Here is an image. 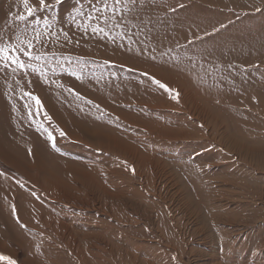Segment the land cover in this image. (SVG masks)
Here are the masks:
<instances>
[{"label":"rangeland","instance_id":"rangeland-1","mask_svg":"<svg viewBox=\"0 0 264 264\" xmlns=\"http://www.w3.org/2000/svg\"><path fill=\"white\" fill-rule=\"evenodd\" d=\"M137 1L139 2V0ZM236 1L152 0L153 4L146 8V6H143L142 4H135L134 0H45V5L43 6L40 5L39 0H28V6L32 9V15L29 16L27 11L25 10L24 0H0V47H5L7 45L17 46V51L10 52L9 54L13 57H18L25 64L29 65V67L22 70L16 68L15 65H12L10 62L7 64V66H5V62L0 60V75L4 77L3 83L5 84L4 88L6 99L10 104L23 112V106L26 103L27 97H29V99L33 101L32 104L37 108L44 107L43 100L39 96H36L37 93L34 92L33 86L35 84L40 87H43V84H45L46 86L51 87V89L59 91L63 95H67L69 98L76 100V98L81 97L80 93H78L77 91V88H80L82 90L87 89L93 92L92 88H94L96 84L98 88L107 89L112 92V90H115L117 86L122 85L123 82H127L129 84L133 82V84L137 83V85H140L143 88L149 87L154 90H156V87L159 88L161 91H164L173 98L172 102L174 103V105H176L178 108H182L179 95L177 96V93L169 91L167 87L161 88L156 83L157 80L150 77L148 74L146 75V73L142 71L131 69L113 61L111 62L110 60L100 58L101 56L107 54L104 52L107 51V49L110 52V49L115 44L113 42H116V40L117 42L121 43L128 41L130 42V40L141 38H143L144 40L146 39L145 41L148 40L151 42L154 41V43H160V47H164L166 49L165 51H163V48L162 53L164 52L163 54L165 56H169V66L166 68V70H168L169 72L175 71L178 75L184 76V78H187L190 75H199L203 71L202 68L207 67V64H205L204 61L209 64L208 61L213 60L215 57V60H219L217 61V63L211 65L212 67L210 66L212 69L210 67L204 68V71L206 70V74H214V72L216 71L215 74L218 75L220 73L222 74L226 72V70L234 72L237 68V71H245L242 74H245L248 71L249 74L253 75V78L255 79L254 82H259L258 86L262 87V84H264V67L262 68L260 66H255V70L249 69L246 71L244 67L241 68L240 66H231L230 62L235 59L234 54H237L239 56L238 58L250 60V58L255 55H251L253 51H255L256 54L263 52V50H261L259 46H252L250 41H252L255 36H262L264 34V0ZM153 8L157 11L153 10ZM151 13L157 15V19L153 18L154 15H152ZM148 14L151 15L148 16ZM21 15L25 17L24 21L19 20V17ZM141 15L142 17L146 16L147 20L145 19V17L144 19H142ZM151 16L153 19L150 18ZM151 22H158V24L156 25L160 26L161 24V28L154 25L155 23H153L152 26ZM163 22H166V24L164 25ZM143 23L146 25H144ZM152 28H155L156 31ZM142 29H146V31H143ZM163 29H165V33ZM149 30L151 35H158L157 37L159 38L156 37L157 40L156 38L155 40H151V38H149ZM180 30H183V32L185 34H188L189 37L183 35L180 38ZM206 30H210V32L201 35L195 40H192L193 35L191 33L200 31L203 32ZM166 31L167 37H163L166 34ZM175 31L177 33H175ZM140 32H142V34ZM123 33L125 35H122ZM170 34L171 36H169ZM137 35H140L141 37ZM159 35L162 36L160 37ZM120 37H122L123 39ZM194 37L196 36L194 35ZM188 38L189 40H191H188L189 42L185 44L184 42H186ZM158 39H160L162 43L159 42ZM90 40H94L95 42H90ZM181 40L184 44L181 43ZM239 41L249 43H242V45L239 44ZM29 42L32 43V48H28ZM87 43L89 44V46ZM119 43H116L117 46H114L115 49L116 47L117 49L121 47L119 46ZM178 43L179 46L177 45ZM106 45L108 46L107 49ZM99 46L103 48L100 51ZM260 46L261 48H264V46ZM191 47L193 49H191ZM21 48L24 49V51L30 52L32 56L39 57V59L30 60L23 54L22 51H20ZM87 48H89V50ZM195 48L199 52H197ZM234 48H236L237 53H234ZM120 49H122V47ZM95 51H99L100 53H96ZM93 52H95L97 55ZM116 52L117 51H112L109 53L110 55H107H109V57H114ZM174 52H176V54ZM150 53L153 54L152 52ZM166 53L169 55H167ZM126 56L124 55L121 59L123 61H126L129 57ZM115 57L117 58V56ZM148 57L150 58L149 54ZM190 62H192L193 64L197 63L196 65L200 66V68H197L196 66L195 68L189 66ZM210 64H212L211 61ZM228 64H230V66ZM161 65H163L162 62ZM136 80L139 82H137ZM140 80L143 83L140 82ZM254 85L257 86V84ZM193 86V89L195 90V87L197 85ZM66 89L68 91H66ZM70 89L73 91V93ZM205 92L208 91L207 89L203 88L201 90V93ZM120 95L124 96L125 94ZM31 97H36L39 99L40 107ZM87 99L88 98H84L83 101L89 106H94L95 109L100 108L98 104L96 106V103ZM126 102L128 103V101ZM127 103L121 105L120 108L133 109V105ZM74 104L76 106H81V104H79V101ZM240 114H247V117L237 116V120L245 124V131H248L247 133H245V138L253 140L255 142L253 146L256 148L254 152L256 159L253 158V162L249 164L250 166L252 165L255 168L252 166L248 168V166L240 163V161H238L239 158L237 159L235 157V153L233 154V156L232 154H225L224 158L226 159L223 158L224 161L220 162L222 163V165H219L218 167H211L212 165L205 166L203 164L202 158L205 157V159H207L208 157L209 159H211L215 155H218L215 153L221 152V149L214 143H209L208 141L204 142V140H201L199 138L200 136H198V139L196 141H176L174 146H176L175 149H190L191 151H188L186 158L197 148H200L202 146L205 147L204 149H200L196 152V154H194V156L198 158L194 159L193 162L198 163L197 169L202 175H207L213 179L204 180L206 181L208 187H211L213 185L214 188L218 189V191L222 189L221 191L223 192H220V194L215 193V195H217L216 201H218V199H223L224 197L225 199L222 201V203H219L221 208L224 209L228 208V200H234V202L229 207V210L227 211L243 212L247 208H250L249 212H247L246 215L237 218L238 216L233 217L230 214H226L225 212H213V216L212 214L204 215L201 212L200 216L195 214L196 212L191 213V215L190 213L187 214L184 210L186 206L188 207L190 201H186L188 199V194L187 192L185 193L184 187L181 182L176 183L175 181H177V179L174 181L173 179L175 178L172 179L171 175L170 181V178L168 179L167 175L161 176L155 170L153 172V175H155L154 185H149V192H151V194L145 193L144 190L142 189L141 191L140 188V185L144 182L142 179H140V176H143L142 174L144 173V170L139 167L138 176V174L133 171L135 169L132 164L130 165L125 160L116 157L115 159H113V168H117L118 166L123 171V183L121 182V187L124 186L122 189H124V192L127 194V197L131 202L129 203V201L127 200L128 202L125 201V203H122L123 205L121 204L122 206H120L122 209L120 207H114L115 201H112L113 199H110V197L108 198V196L104 194V192L101 191L99 187L93 186L90 182L80 181V183L82 182L81 184L83 185V187H80V184L74 178L73 173L71 175L67 174L66 172L64 173L59 170H54L55 172H60L62 174V176L60 177L64 182L63 186L59 185L57 187L48 188V192L43 191V211L46 213V211H48L50 207L53 208L52 213L44 214L47 215L48 220L50 221L54 219L56 221L57 217L72 225L74 224V230L77 231V234L73 235V237H78V239L85 241H82L83 243L80 242L82 247L80 246L81 252L80 254L78 253V257L71 255L65 245L47 237L44 233L42 235L40 233L38 234L36 231H18L22 232L19 233V237L23 239L21 241L24 243V246H21L19 244L15 246V244H13L8 238L3 236V243L5 244L7 249L9 248V251L13 250V253H15V257L10 258V255H8L7 252L0 250V256H4L7 258L5 260H0V264H8V260H12L14 264H26L25 262H23L25 259H29L30 264H82L80 262V259H83V257H86L87 260L89 259L90 262L87 264H139V262L140 264H145V260L153 261L155 263L157 262V264H160L161 262L159 259L162 256L161 254L165 252V248L163 245L167 244L169 247L172 246L167 240L168 232L166 233L165 230H163L165 229V224L170 225L169 227L172 230L168 227V225L166 226V228H169L171 231H173V229L174 231H176V229L177 231H198L199 229V231L212 230V233H216V236H218L219 234V240H224V242H227L228 236L226 233L223 234L222 232L229 231V234L233 236L231 237V243L233 242V244L231 245L229 252H227V249H222L221 251V256L225 258L224 264H264V144L262 143L264 142V115L260 111L247 110H244V112ZM47 115L43 113V116H45L46 118L49 116ZM175 115L176 117L183 116L179 114ZM153 118L155 120L156 118L160 119V114H157V116H154ZM110 120L113 123H117V125H119V129H121L122 133H130V136L134 137L132 139H135V142L142 141L140 136H143L144 139L151 137L152 139L149 138L148 141L144 140V145H148V148L153 153L159 155L162 158L167 157L169 159H172L174 157V159H177L175 157V154L172 153L170 149H168L169 146H160V143L158 142V139L156 137H152L148 133L132 127L131 124L126 123V121L120 119L118 116ZM176 124V127L178 128L182 127L184 130L188 129L190 132L191 130L194 132L196 131L199 133V135L209 133L208 130L197 123V121L194 122L192 118L188 119L185 124H178L177 122ZM49 125L51 126V122H49ZM250 129L253 130L249 131ZM44 138L46 139L45 136ZM74 146L75 147H73V149L71 148L69 152L62 150L57 151V149L55 150L56 147L52 146V150L54 151L55 155L57 154L58 162L60 164L69 165L67 163H71L70 161L63 160L65 159V157H62L61 152H65L70 155L73 160L85 164V167L88 166L86 165V163H90L91 159L98 161L95 162L97 163L98 167L100 166L99 164H102L104 162L108 163L109 161L108 159L110 158V156L108 157L105 154L96 152L89 147L84 148L82 146ZM171 146L172 145H170V147ZM255 161L257 162L255 163ZM95 163L93 161L90 164L95 166ZM259 167L262 170L259 169ZM234 169L235 171L237 170V172H232L234 171ZM2 170L3 169L1 167L0 175H4ZM223 174H234L235 176L230 175L229 177H234V179L239 178V180L245 182L249 186V188L247 187V185L245 186V184H243L240 186L242 187V190H240L239 186L233 187V183L221 182L220 178H222ZM124 177L126 179H124ZM249 177H252V179L248 180ZM13 183L16 184V186L21 190L29 192L28 188L24 185L19 184L18 182ZM179 187L181 188V190L179 189ZM245 188L248 190H246ZM8 192L12 193L13 197L11 199L9 197V193H5L2 195V200L4 201L6 208H8V211L2 209L3 213L9 212L11 207L15 205L14 201L17 198V193L15 191L9 190ZM181 192L183 193L181 194ZM156 193H158L157 195L161 196L160 198L164 199L163 204L165 208L160 209L164 210L166 213L155 212L156 202H159L158 198H153L157 197L155 195ZM55 196H63L64 198L62 197V200L65 198L66 200L72 199L77 205L71 202V204L68 203L69 205H67L66 203V205H64L63 203H56V201L53 202L48 199L49 197L53 198ZM178 196H180V198ZM132 197L134 199H132ZM165 198L169 199L165 200ZM133 200L136 201L133 202ZM177 200L180 202H178ZM183 200L184 202L186 201V204H184ZM137 201H140L141 204H139L140 202L138 203ZM209 201H212L211 197H209V200L207 202ZM213 201L215 200L213 199ZM46 202L48 203L46 204ZM240 202L244 204L249 203L250 205L252 203L253 204L251 206H248L241 204ZM211 203L212 202L208 203V206L211 205ZM224 203H226V205H224ZM72 206H78L80 208L85 207L87 209L94 207L99 208L100 210L103 209L104 212L106 211L109 214L112 213L111 215L119 219L121 221V225L113 219L110 220V217L107 215L102 216L101 214H94L87 210L80 211L76 208H73ZM55 207H57L58 212L54 211ZM134 208L137 210L134 211ZM210 209L214 210L215 208L212 207ZM62 210H65L67 213ZM150 210L152 211L150 212ZM147 212L151 215H149ZM152 213L153 215H155L153 216ZM141 216L144 217L142 218ZM13 217L15 221L18 220L15 210L13 212ZM76 217L77 220H75ZM198 219H203L205 224L203 221L199 222L200 220ZM164 220H167V222L164 223ZM220 220H223L221 224L219 222ZM100 221H102V224L100 223ZM51 222V224L53 226H56V228L59 227L56 222ZM115 226L117 227V229H114ZM154 229L155 231L157 230V233H155ZM23 230H25V228ZM236 231L238 233V236L235 237ZM61 232L64 233V231ZM66 234H68V231H66ZM202 238L203 237L200 236L194 237L195 242L193 241L190 244V247L195 252L190 254L192 256H187L185 258V264H202L204 260L209 257V254H212L214 255V257H216V260L212 261V264H217V259L220 261L219 254H217L215 250H211V244H208L207 247L206 245H198L200 244L199 242H201ZM101 242L103 243V245L101 244ZM209 247L210 249H208ZM121 249H125L128 251V253H130L127 255ZM103 250H108L107 252L109 253L110 251H112L116 255V257L112 256L111 258V256L109 254L107 255L106 251L104 253ZM231 251H234L233 254L230 253ZM82 254H85L86 256ZM137 255L139 258L136 257ZM141 257H143V260ZM138 259L140 261H138ZM191 259L193 261H191ZM83 264L86 263H84L83 261Z\"/></svg>","mask_w":264,"mask_h":264},{"label":"bare ground","instance_id":"bare-ground-1","mask_svg":"<svg viewBox=\"0 0 264 264\" xmlns=\"http://www.w3.org/2000/svg\"><path fill=\"white\" fill-rule=\"evenodd\" d=\"M134 2L135 4H142L143 6H146V8L153 4L152 0H139V2L137 0H134ZM0 9H1V6H0ZM153 10L155 9L153 8ZM151 14H148V16ZM144 17L146 19V16ZM144 17H142V19H144ZM157 17H158L157 15H154L153 18L157 19ZM150 18L153 19L152 16ZM153 23H152V26H153ZM163 23L164 25L166 24V22H163ZM156 24H158V22L155 23L154 25ZM141 26H142V23H141ZM156 26H159V25H156ZM159 27L161 28V24ZM142 30L146 31V29H142ZM153 30H155V28ZM164 30L165 29H163V31ZM142 32L140 33L142 34ZM179 32H180V35H179L180 38L183 35L188 36V34H185L183 30H180ZM208 32H210V30L191 33L193 35L192 40H195L201 35L206 34ZM175 33L177 32L175 31ZM149 34H150V30H149ZM122 35H125V34L123 33ZM166 35H167V31L163 37H167ZM194 35L196 37H194ZM137 36L141 37L140 35H137ZM157 36L158 35L150 34L149 38H151V40H155ZM169 36H171V34ZM145 40L141 38V39L130 40V42L128 41V42H121V43L117 42L116 40V42L115 41L113 42L115 43L113 47L117 46V44L119 43V46H121L122 49H120L121 47H119V49H117V47L116 49L115 47L114 48L112 47L110 49V52L117 51L118 54L116 52L117 55L115 54L114 57L112 56L109 57L110 52L107 49L108 48L107 46L108 44H107L106 49L108 52L107 51H104V52L109 55L106 54V55L101 56L100 58L110 60L111 62L113 61L115 63L124 65L125 67L131 68V69L142 71L146 73V75L148 74L150 77L154 78L155 80L160 81L168 89H170L171 92L178 93L182 108H178L176 105H174V103L172 102L173 98L169 96L167 93H165L164 91H161L159 88L156 87V90L149 88L148 86H147L148 88L146 87L143 88L140 85H137V83L133 84V82L131 84L127 82H123L122 85L117 86V88H115V90H112V92L107 89L98 88L96 84H95V87L92 88L93 92L87 89L82 90L80 88H77V91L78 93H80L81 97L76 98V100L69 98L67 95H63L59 91H55L54 89H51V87L46 86L45 84H43V87H40L37 84H35L33 86L34 92L37 93L36 96H39L43 100L44 107L37 108L35 105L32 104L33 101H31L29 97H27L26 103L23 106V112H22L7 101L6 95H5V88H4L5 84L3 83L4 77L0 75V165H1L0 168L2 167L3 169L2 171L4 174V175H0V192H1L0 250L7 252L8 255H10V258H14L15 253H13V250L9 251V248L8 249L6 248L5 244L3 243L2 237L5 236L6 238H8L13 244H15V246L18 244L21 246H24V243L21 241L23 239L19 237V233H22V232H18V231H36L38 234L40 233L42 235L44 233L47 237L53 240H56L60 242L61 244L65 245L68 248V252L71 253V255L78 257V253L80 254L81 247H82L80 242L83 243L82 241L84 240L78 239V237L77 238L73 237V235L77 234V231L74 230V224L72 225L68 222H65L63 219L57 218V217H56V221L54 219L50 221L48 220L47 215H44V214L52 213L53 208L50 207L48 211H46V213L43 211V191L48 192L47 190L48 188L57 187L59 185L63 186L64 182L61 180V177H60L62 176V174L60 172L54 171V170H57V171L59 170L61 172H64V173L66 172L67 174H71V175L73 173V176L76 179V181L80 184V187H83V185L81 184L82 182L80 183V181L90 182L93 186L99 187V189H101V191H103L104 194L108 196V198L110 197V199H113L112 201H115L114 207L116 208L120 207L123 205L122 203H125V201L128 202L130 199L127 197V194L124 192V189H122L124 186L121 187L123 171L118 166L117 168H113L114 166L113 159H115L116 157H119L125 160L130 165L132 164L135 169L133 171H135L138 174V176H139L138 168L140 167L144 170V173L142 174L143 176H140V179L144 181L143 182L144 184L142 183L140 185V188H141V191L143 189L145 193L151 194V192H149V188H150L149 185L150 186L154 185L155 175H153V172L155 170L161 176L167 175L168 179L170 178V181H171V176H172V179L175 178L173 179L174 181L177 179V181H175L176 183L181 182V184L184 187L185 193L187 192L188 194L189 200L187 199L186 201H190V204H189L190 206L187 204L188 207L186 206L184 210L187 214L190 213L191 215V213L196 212L195 214L199 216L201 213H203L204 215L212 214L213 216V212H217V213L225 212L226 214H230L233 217L238 216L237 218H240L243 215H246L247 212H249L250 208H247L243 212L227 211L229 210V207L234 202V200L233 201L228 200L227 201L228 203L226 202L228 208H224V209L221 208L219 203H222V201L225 198L223 197V199H220V200L218 199V201H216L217 195H215V193L220 194V192H223L221 191L222 189L218 191V189L214 188L213 185L211 187H208L206 181L204 180L205 179L213 180V179L207 175L205 176L202 175L200 171L197 169L198 163L193 162L194 159L198 158V157H195L194 154H196V152L199 151L200 149H204L205 147L202 146L200 148H197L192 154H190L186 158L188 151H191V150L190 149L185 150L183 148L175 149L176 146H174V144L176 143V141L180 142L182 140L183 141H191V140L196 141L198 139V136H200L199 138L201 140H204V142L208 141L209 143H214L218 145L221 149L220 150L221 152L215 153L218 155H215L211 159H209L208 157L207 159H205V157L202 158L203 164L205 166L212 165L211 167H216V166L218 167L219 165H222V163L220 162H223L224 159H226L224 158L225 154L226 155L232 154L233 156L234 153L236 154L235 157L237 159L239 158L238 161H240V163H243L244 165L248 166V168L252 166V165L250 166L249 164L253 162V158L256 159V156L254 155L256 148L253 146L255 142L253 140L245 138V133H247L248 131H245V124L237 120V116L247 117V114H240V113H243L244 110L260 111L264 115V84H262V87H259L258 86L259 82L258 83L254 82L255 79L253 78V75L249 74V72L247 71L249 69L255 70V66H260L262 68L264 67V48H261L260 46V45L264 46V34L262 36H257V37L255 36L253 40L250 41L252 46H257V47L259 46L260 49L263 50V52L256 54L255 51H253L251 55L253 54L255 55H253L250 58V60H247V59L244 60L243 58H238L239 56L237 54H234L235 59H233L230 62L231 66H234V67L240 66L241 68L244 67V69L247 71L245 74H242L245 71H240V70L237 71V68L235 69L234 72L230 70H226V72L222 74L220 73L218 75L215 74L216 71L214 72V74H206L205 73L206 70L204 71V68H209L211 65L217 63V61L219 60V59L215 60L216 58L214 57L213 60H210L212 64H210V61H208L210 65L204 61V63L207 64V67H203V68L201 67L203 71L199 75H190L187 78H184V76L178 75L175 71L169 72L168 70H166V68L169 66L168 63L170 62V60L168 59L169 56H165L163 54L164 52L162 53V50L164 47L163 48L160 47V43H154V41L151 42V41H148V40L145 41ZM158 40L159 42H161L160 39ZM188 40L189 38L184 43L187 44V42H189L191 39L189 41ZM93 41L94 40H90V42H93ZM181 43H183L182 40H181ZM242 43L244 44V43H249V42L239 41V44H242ZM177 45L179 46V43ZM87 49L89 50V48ZM102 49L103 48L100 47L99 51ZM191 49L193 48L191 47ZM234 49H235L234 53H237L236 48ZM165 50L166 49L164 48L163 51ZM95 52L93 53L96 54L97 52L96 53ZM150 52H152L153 54H151ZM197 52L199 51L197 50ZM174 53L176 54V52ZM148 54L150 55V58L148 57ZM124 55L129 56L126 61H123L121 59ZM90 56H94V55H90ZM115 56H117V58ZM161 62L163 63V65H161ZM196 64L197 63L193 64L192 62H190L189 66H192L193 68H195V66L197 68H200V66ZM230 64L228 65L230 66ZM247 76H252V77H247ZM140 82L142 81L140 80ZM254 84H257V86H255ZM193 85H197L195 87V90L193 89L194 87ZM203 88L207 89L208 92L201 93V90ZM68 90L66 89V91ZM120 94H125V95L123 96ZM84 98H88L87 100L93 101L94 103H96V106L98 104L100 108L95 109L94 106L92 107L89 106L87 103L83 101ZM256 100L258 104L256 103ZM77 101H79V104H81V106H76L74 104V103H77ZM126 101H128V103L133 105L132 106L133 109L120 108L121 105H123L124 103H127ZM242 107H248V108H242ZM43 113H47L49 115V116L47 115L49 118L48 117L46 118L45 116H43ZM157 114H160V119H163V120H160L158 118H156L155 120L153 117L157 116ZM175 114H179L183 116H177L178 117L177 118ZM117 116L120 119H123L124 121H126V123L131 124L132 127L142 130L148 133L149 135H151L152 137H156L158 139V142L160 143V146H169L168 149H170L171 152L175 154V157L177 159H174V157L173 158L171 157L172 159H169L167 157L162 158L159 155L153 153L148 148V145H144V140L148 141V139L151 138L148 135L147 136L149 138L144 139L143 136H140L142 141L135 142V139L134 140L132 139L134 137L130 136V133H122L121 129H119V125H117V123H113L110 120ZM190 118H192L194 122L197 121V123L202 125L206 130H208L209 133L204 134V135H199V133L196 131L194 132L191 130L190 132L188 129L184 130L182 127L180 128L176 127L177 125L176 122L178 124H185L187 120ZM49 122H51V126L49 125ZM252 130L253 129H250L249 131H252ZM49 133L53 137V139L51 140L49 139ZM44 136L46 137V139L44 138ZM53 142H55V145H56L55 150L57 149V151L62 150V151L69 152L71 148L73 149V147H75L74 145H77V146H82L84 148L89 147L96 152L105 154L108 157L110 156V158L108 159L109 160L108 163L104 162L102 164H99L100 165L99 167L97 166V163H95L98 161L91 159L90 161L91 162L94 161L95 166L91 165L90 164L91 162H90V163H86V165H88L86 166L88 168H86L85 164L79 163L73 160V158H71V156L68 155L67 153L61 152L62 157L63 158L65 157V159L63 160L70 161L71 163H67L69 165L60 164L58 162L57 154L55 155L54 151L52 150ZM262 143L264 144V142ZM170 145L172 146L170 147ZM256 162L257 161H255V163ZM260 167L259 169L262 168ZM232 172H237V170L235 171L234 169V171ZM227 174H223L222 178H220L221 182L233 183V187L234 186L240 187L243 184H245V186L247 185L242 180H239V178L234 179V177H231V178L229 177L230 175H234V174H230V175H227ZM124 179L126 178L124 177ZM251 179L252 177H249L248 180H251ZM13 182L15 183L18 182L19 184L24 185L25 187L28 188L29 192L21 190ZM66 187H67V184H66ZM247 187L249 188L248 185ZM179 189L181 190L180 187ZM9 190L15 191L17 193V198L14 201L15 205L11 207L9 212L3 213L2 209H5L6 211H8V208H6L4 201L2 200V195L5 193L6 194L9 193V197L11 199L13 197L12 193L8 192ZM240 190H242V187H240ZM183 192H181V194ZM157 194L158 193L155 194L157 197H153L155 199L156 198L159 199V202H156V205H155L156 206L155 212L166 213L164 210L160 209V208H165L163 204L164 199L160 198L161 196ZM175 194H178V193H175ZM62 197L55 196L53 198L49 197L48 199L53 202L56 201V203H63L64 205L66 204L69 205L68 203L70 202L75 204L72 199L66 200L65 198L62 200ZM178 197L180 198V196ZM209 197H211L212 201L207 202L209 200ZM132 199L134 198L132 197ZM168 199L169 198H165V200H168ZM213 199L215 201H213ZM134 201L136 200H133V202ZM185 202L184 204H186ZM210 202L212 203L211 205L208 206V203ZM47 203L48 202H46V204ZM129 203L131 202L129 201ZM226 203H224V205H226ZM139 204H141V202ZM241 204H244V203H241ZM244 205L251 206L249 203H246ZM72 207L80 211L87 210L94 214H101L102 216L107 215L110 217V220L113 219L114 221L118 222L121 225V221L119 219L111 215L112 214L111 212H110L111 214L107 213L106 211L104 212L103 209L100 210L99 208H95V207L94 208L88 207L89 209L85 207L80 208L78 206H72ZM212 207L215 209L211 210L210 208ZM14 210L16 212V216L18 219L17 221H15L13 217ZM135 210L137 209L134 208V211ZM54 211L58 212L57 207L54 208ZM62 211L67 213L65 210H62ZM151 211L152 210H150V212ZM141 217L143 218L144 216H141ZM75 220H77V217ZM198 220H200L199 222L201 221L204 222L203 219L202 220L198 219ZM51 221L56 222V224H58L59 227L56 228V226H53L51 224L52 223ZM222 221L221 220L219 221L220 224ZM166 222L167 220L166 221L164 220V223ZM100 223L102 224V221H100ZM165 225L167 226L168 224H165ZM226 225H230V224H226ZM21 226L23 227V229L25 228V230H23ZM166 226H165V229L163 230H165L166 233L168 232L167 240L172 246L169 247L166 243H165L166 245H163L165 248L164 250L165 252L161 254L162 256L159 259L161 262L160 264H185V261H184L185 258L187 256L188 257L192 256L190 254L195 252L190 247V244L194 241L195 236L203 237L201 239V242H199L200 244L198 245H202V246L206 245L207 247L208 244L209 245L211 244L210 245L211 250L212 251L215 250V252L219 254L220 261L217 259V261L219 262V263L217 262V264H224L225 258L221 256V251L222 249L223 250L227 249V252H229L231 245L233 244V242L231 243V239H232L231 237L233 236L229 234L230 233L229 231L222 232L223 234L226 233L228 236V239L226 238L227 242H224V240L223 241L219 240V234L218 236H216V233L215 234L214 232L212 233V230L211 231H203V230L199 231L200 230L199 229L198 231H185V230L180 231L178 229L179 231H177L176 229V231H174L173 229V231H171L172 229L169 227L170 225H168V227L171 230L169 228L167 229ZM108 228H111V227H108ZM114 229H117V227L115 226ZM61 231H64V233H62ZM66 231H68V234H66ZM155 233H157V230L155 231ZM236 234H235V237L238 236L237 231H236ZM101 244L103 245L102 242ZM210 247L208 249H210ZM99 249H102V248H99ZM121 250L127 255L130 253V252L128 253V251L125 249H121ZM105 251L106 250H103L104 253ZM233 252L234 251H231L230 253L233 254ZM106 254L107 255L109 254L111 258L112 256L116 257V255L112 251H110V253L107 252ZM82 255H85V254H82ZM136 257H138V255ZM141 258L143 260V257ZM215 260H216V257H214V255L212 254H209V257L205 259L202 264H212V261H215ZM83 261L86 264L90 262L89 259L87 260L86 257L85 258L83 257V259H80V262L82 264H83ZM138 261L140 260L138 259ZM191 261L193 260L191 259ZM23 262H25L26 264H30L29 259H25ZM144 263L145 264H157V262L155 263L153 261H148V260H145Z\"/></svg>","mask_w":264,"mask_h":264},{"label":"snow or ice","instance_id":"snow-or-ice-1","mask_svg":"<svg viewBox=\"0 0 264 264\" xmlns=\"http://www.w3.org/2000/svg\"><path fill=\"white\" fill-rule=\"evenodd\" d=\"M39 3L41 6L45 5V0H39ZM24 6H25V10L27 11L28 15L31 16L32 15V9L28 6V0H24ZM20 21H24L25 17L23 15H21L19 17ZM33 45L31 42L28 43V48H32ZM17 51V46H13V45H7L5 47H0V60L5 62V66H7V64L10 62L12 65H15L16 68L19 69H26L27 67H29V65L25 64L22 60H20L18 57H13L11 56L9 53L10 52H14ZM20 51L23 52V54L25 56H27L30 60L31 59H39V57H34L32 56V54L28 51H24V49H20ZM156 83L161 87V88H165L166 86L164 84H162L160 81H156ZM170 91V89H169ZM178 96V93H177ZM32 99H34L36 101V104L38 106H40V101L38 98L36 97H31ZM45 115H47V113H45ZM63 135V133H62ZM49 139H53L52 135L49 133ZM55 142H53V147H55ZM7 259L4 256H0V260H5ZM8 264H14V262L12 260H8Z\"/></svg>","mask_w":264,"mask_h":264}]
</instances>
